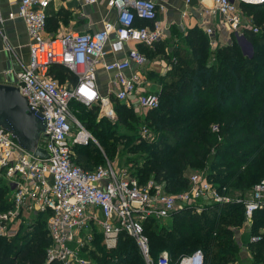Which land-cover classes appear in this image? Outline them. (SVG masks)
<instances>
[{"label":"built area","instance_id":"1","mask_svg":"<svg viewBox=\"0 0 264 264\" xmlns=\"http://www.w3.org/2000/svg\"><path fill=\"white\" fill-rule=\"evenodd\" d=\"M93 2L94 0H84ZM211 6L200 3L197 9L199 25L212 39L217 27L232 34L244 51L249 45L242 33L243 16L238 3H263L264 0H210ZM50 0H19L15 12L5 19L20 18L29 37V60L20 63L17 73L20 93L27 106L40 114L45 125L38 146L46 150L45 159L32 156L16 140L0 128V188L5 191L8 208L0 212V235L15 236L19 228L31 226L38 215L46 218L51 245L46 250V263L94 264L95 234L106 249L116 247L119 235L126 233L137 243L146 264H171L166 250L154 262L149 256V241L143 222L152 216L166 219L174 212L190 209L201 213L212 204H241L244 222L252 223L253 214L264 210V177L255 183L249 196L229 194L227 186H217L206 176L193 173L189 187L175 194L166 193L161 184L150 181L141 185L125 168L115 170L109 162L85 170L72 161V145H87L94 136L76 119L70 101L99 106V117L116 119L114 101L137 104L143 110L154 109L160 100L156 93L139 92L141 69L146 57L136 48H129L122 59L104 62L105 47L114 35L113 48L122 49L129 42L151 45L161 36L157 14L164 6L153 0H107L116 12L114 22L105 21L93 32L70 31L46 38L45 26ZM190 3V0H185ZM219 20L215 21L216 17ZM136 18L151 21L139 25ZM215 25H217L215 27ZM258 32V27H252ZM233 39V38H232ZM222 44H230L226 37ZM66 67L77 78L71 89L50 75V67ZM136 69L128 72L133 66ZM99 66L114 74L108 93L100 92L97 83ZM77 129L73 133V125ZM214 131L218 130L213 125ZM140 136L150 138L147 125L141 126ZM247 226V225H246ZM260 239L253 234L251 242ZM177 264H204L200 249L182 255Z\"/></svg>","mask_w":264,"mask_h":264},{"label":"trees","instance_id":"2","mask_svg":"<svg viewBox=\"0 0 264 264\" xmlns=\"http://www.w3.org/2000/svg\"><path fill=\"white\" fill-rule=\"evenodd\" d=\"M241 5L252 19L242 28L252 54L244 53L234 37L232 43L211 51L204 31L198 26L189 29L185 36L187 48H176L166 56L171 68L158 78L162 87L159 106L147 110L144 118L136 114L133 105L114 101L116 120L102 118V122L93 123L99 111L97 104L70 101L71 111L80 112L85 128L92 127L109 159H114L116 149L121 147L120 156L132 165L126 170L139 184L152 181L161 184L166 193L175 194L188 189L193 169L208 167L204 176L211 183L227 186L228 191L239 189L237 195L244 196L264 177V2ZM136 23L152 25L140 18ZM253 26L258 32L252 31ZM153 44V48L140 44L150 58L163 54L162 42ZM49 73L60 83L63 78H57V73L77 83L76 76L62 65L53 64ZM142 123L154 128L153 140L140 136ZM212 124L218 126L217 131ZM138 152L142 154L137 159L130 156ZM71 158L85 170L106 161L93 142L73 144ZM6 208L5 191L0 188V212ZM263 215L264 210L253 214L251 232L260 239L248 245L255 254L252 264H264ZM167 219L171 221L167 226L152 216L143 222L149 256L154 262L166 250L170 263L177 264L182 255L198 248L203 252L204 264L237 261L239 246L231 227L243 223L241 204H212L201 213L186 209ZM31 225L30 237L20 244L13 241L20 239V234L0 235V264H60L46 263L51 240L45 216L38 215ZM94 242V264H146L136 241L124 232L113 249L100 244L97 234Z\"/></svg>","mask_w":264,"mask_h":264},{"label":"crops","instance_id":"3","mask_svg":"<svg viewBox=\"0 0 264 264\" xmlns=\"http://www.w3.org/2000/svg\"><path fill=\"white\" fill-rule=\"evenodd\" d=\"M18 1L0 0L1 14L7 16L9 12H15ZM153 1L164 6L163 10L158 11L156 20L161 28V36L158 42L160 41L163 44V54L150 58L142 50L145 47L137 42H129L122 49L113 48L114 35H112L105 47L106 53L103 56V61L110 62L122 59L126 56L129 48H136L146 57V63L141 69L142 79L138 90L139 92L156 93L159 96L162 87L158 82V78L165 75L171 68V63L168 62L166 56H169L176 48H187L188 45L185 37L187 31L196 26L202 29L199 25L200 19L197 12L200 3L203 2L209 6L212 4L210 0H190L188 4L185 3V0ZM238 6L243 16L244 25L242 28H244V26L251 23L252 19L243 9L241 2L238 3ZM218 18L217 16L215 21L219 20ZM115 20L116 12L114 9L108 7L107 0H94L93 2H85L84 0H50L47 9L45 36L46 38H54L70 31L93 32L101 29L103 22H114ZM202 31L204 30L202 29ZM226 35L232 40V34H228L225 30H218L217 27L212 37L214 41L216 40L215 45H211L210 38L206 34L210 50L214 51L217 46L223 45L221 40ZM144 45L153 48L154 44ZM28 60L29 37L23 20L20 18L5 19L0 28V83L17 85L19 82L17 73L21 69L19 62L27 64ZM134 69H136L135 65L128 72ZM113 79L114 74L106 72L102 66H99L97 83L100 92L104 94L108 93ZM152 81L156 82L159 86L156 92L145 90L144 88V84L150 85ZM250 242L249 240L245 245L248 247Z\"/></svg>","mask_w":264,"mask_h":264},{"label":"water","instance_id":"4","mask_svg":"<svg viewBox=\"0 0 264 264\" xmlns=\"http://www.w3.org/2000/svg\"><path fill=\"white\" fill-rule=\"evenodd\" d=\"M247 44L251 55L252 46L249 42ZM0 128L6 130L19 147L32 156L41 159L49 156L46 150L41 149L37 144L41 133L45 130L42 117L28 108L27 100L20 93L18 85L0 83Z\"/></svg>","mask_w":264,"mask_h":264},{"label":"rangeland","instance_id":"5","mask_svg":"<svg viewBox=\"0 0 264 264\" xmlns=\"http://www.w3.org/2000/svg\"><path fill=\"white\" fill-rule=\"evenodd\" d=\"M244 51L247 53L248 52V49H247V47L245 46L244 47ZM59 76H62V81H61V85H63V86H65V87H67L68 89H71L72 87H74L73 85L74 84H72L69 80H68V78L66 79V75H63V74H61V73H57V78L59 77ZM152 80V79H151ZM144 88H145V90H150V91H153V92H156V91H158V89H159V86H158V84L156 83V82H151L150 83V85H145L144 84ZM134 107H135V112H136V114H138L139 116H141V118H144L145 117V115H146V113H147V111L146 110H143V109H141L140 107H138V105L137 104H134L133 105ZM74 113V112H73ZM80 112H78V114H76V113H74V115H75V117H76V119L82 124V122H81V117H80ZM117 117V116H116ZM103 118H105V117H103ZM116 119H114V120H109V121H115ZM99 122H102V117H99V111H98V115L95 117V119H94V122L93 123H99ZM112 123V122H111ZM83 125V124H82ZM143 125H147V124H145V123H142L141 125H140V127L141 126H143ZM213 125H216V124H212V126ZM84 126V125H83ZM148 126V128H149V133H150V138H149V141L150 140H153L154 138H155V136H156V133H155V130H154V128L153 127H151V126H149V125H147ZM84 128H85V126H84ZM77 129V127H76V125L74 124L73 125V133L75 132V130ZM88 132H92L91 134L94 136V139H95V141L93 142V144H94V146H96L101 152H102V154L104 155V157H105V163L104 164H106L107 162H109V164H111L112 166H113V168L115 169V170H119V169H123V168H130L132 165H130V164H128L127 163V161H124V158L125 157H122V156H120V152H119V150L118 149H120L121 147H119V148H117L116 149V152H115V155H114V159H109V157L106 155V152L103 150V147L101 146V142H99V140L97 139V137L95 136V134L93 133V130H92V127H86L85 128ZM140 129V128H139ZM118 150V151H117ZM141 152H138V153H132V155H130L132 158H133V156L137 159V157H139V155L141 156ZM125 156V155H124ZM139 161H140V159H139ZM100 164V163H99ZM101 165H103V164H101ZM208 170V167L206 168V167H203V168H199V169H193V171L192 172H194V173H199V174H203V175H205V172ZM250 191L251 190H248V191H246L245 192V195L248 197L249 196V193H250ZM241 192V190H239V189H235V188H230L229 189V194L231 195V196H233V197H235L237 194H239ZM241 195V194H240ZM264 216V215H263ZM262 216V217H263ZM262 217H260V218H262ZM168 219H165V220H159L160 222H162V223H164L166 226L167 225H169L170 223H171V221L169 220V221H167ZM33 224V223H32ZM252 224H253V222L252 223H246V222H244V220H243V223L241 224L242 226H234V227H231L232 228V230H234V238H235V240H236V243L238 244V246H239V248H238V257H237V261H235V262H233V263H231V264H252L253 262H255L256 260H255V254L251 251V249L249 248V246L247 247L245 244H246V242H248L249 240H250V237L252 236V232H251V226H252ZM247 225V226H246ZM31 227H32V225L31 226H29V227H27V228H19V231H17L16 233L17 234H20L21 235V237H20V239H14L13 241L15 242V244H20V243H22V242H25L29 237H30V234H29V232H30V230H31ZM29 230V231H28ZM262 232V231H261ZM14 238V237H13ZM199 249V248H198ZM194 250H197V249H194ZM201 250V249H200ZM190 252H192L191 250H190ZM190 252H188V253H190ZM263 256H262V258L264 259V254H262ZM261 257H259L257 260H259ZM17 263L18 264H27V262H21V261H17ZM16 263V264H17ZM259 264H262V262L261 263H259Z\"/></svg>","mask_w":264,"mask_h":264}]
</instances>
